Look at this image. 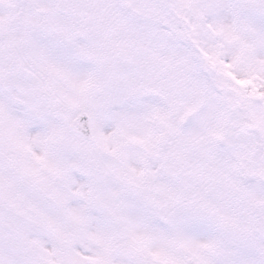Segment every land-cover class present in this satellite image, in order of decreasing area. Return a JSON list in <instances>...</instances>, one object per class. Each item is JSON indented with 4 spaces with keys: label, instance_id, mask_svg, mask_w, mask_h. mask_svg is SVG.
<instances>
[{
    "label": "snow or ice",
    "instance_id": "1",
    "mask_svg": "<svg viewBox=\"0 0 264 264\" xmlns=\"http://www.w3.org/2000/svg\"><path fill=\"white\" fill-rule=\"evenodd\" d=\"M0 264H264V0H0Z\"/></svg>",
    "mask_w": 264,
    "mask_h": 264
}]
</instances>
